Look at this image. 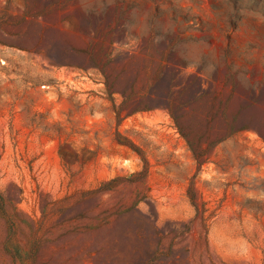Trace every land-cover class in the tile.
<instances>
[{
  "label": "rangeland",
  "instance_id": "rangeland-1",
  "mask_svg": "<svg viewBox=\"0 0 264 264\" xmlns=\"http://www.w3.org/2000/svg\"><path fill=\"white\" fill-rule=\"evenodd\" d=\"M0 264H264V0H0Z\"/></svg>",
  "mask_w": 264,
  "mask_h": 264
}]
</instances>
